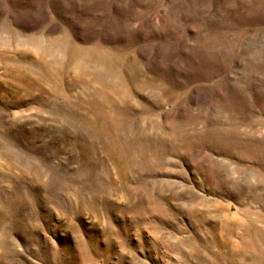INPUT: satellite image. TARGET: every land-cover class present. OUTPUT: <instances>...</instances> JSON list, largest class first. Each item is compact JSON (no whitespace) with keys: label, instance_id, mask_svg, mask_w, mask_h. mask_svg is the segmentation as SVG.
<instances>
[{"label":"rangeland","instance_id":"1","mask_svg":"<svg viewBox=\"0 0 264 264\" xmlns=\"http://www.w3.org/2000/svg\"><path fill=\"white\" fill-rule=\"evenodd\" d=\"M0 264H264V0H0Z\"/></svg>","mask_w":264,"mask_h":264}]
</instances>
